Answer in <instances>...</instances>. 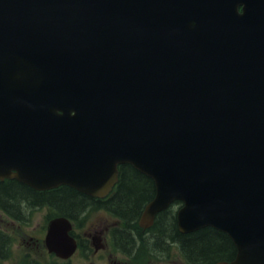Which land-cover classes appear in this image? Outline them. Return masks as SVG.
<instances>
[{
	"label": "water",
	"instance_id": "1",
	"mask_svg": "<svg viewBox=\"0 0 264 264\" xmlns=\"http://www.w3.org/2000/svg\"><path fill=\"white\" fill-rule=\"evenodd\" d=\"M0 66L23 74L0 82L1 177L104 197L130 164L156 186L142 226L180 201L182 233L232 239L217 264H264V0H0Z\"/></svg>",
	"mask_w": 264,
	"mask_h": 264
},
{
	"label": "flooded vegetation",
	"instance_id": "2",
	"mask_svg": "<svg viewBox=\"0 0 264 264\" xmlns=\"http://www.w3.org/2000/svg\"><path fill=\"white\" fill-rule=\"evenodd\" d=\"M21 76H23L22 73L8 75V82L12 89L17 90L21 86L23 83V80L19 78ZM11 77L13 82H11ZM35 77L34 82L38 79V75ZM139 178L141 182L152 187L153 197L147 200V203L154 198L156 186L151 178L146 176ZM139 178L130 177L126 183L124 181L123 185L117 184L105 198H95L81 193L84 216L72 219L74 226L71 233L77 242L76 252L70 259L65 261L58 259V261L73 264V259L81 254L83 264L192 263L184 254V244L179 237L172 238L171 235L162 234L160 225L156 222L159 216L156 217L152 226L147 228L140 226L141 215L146 203L139 211L126 214V217L130 216L127 220L119 216L118 194L120 189L122 190V186L130 183L135 184ZM67 189L69 188L37 190L16 178L0 179V263L9 264L15 260L20 264H41L38 260L40 256L38 252L45 250L49 253L45 243L48 222L55 210L60 212L59 208L62 209L58 201L68 198ZM110 199L114 200V205L102 207L103 203ZM168 211H171L176 220V209ZM42 212L45 213L44 222L39 225L38 215ZM87 212H99L106 217L102 215L90 224H86L88 219L86 220L85 214ZM110 218L113 219L112 223ZM157 228L159 230H156ZM176 229L181 233L177 222ZM145 259L148 260L144 261ZM193 261L197 260L193 258ZM220 261L222 260L217 262Z\"/></svg>",
	"mask_w": 264,
	"mask_h": 264
},
{
	"label": "trees",
	"instance_id": "3",
	"mask_svg": "<svg viewBox=\"0 0 264 264\" xmlns=\"http://www.w3.org/2000/svg\"><path fill=\"white\" fill-rule=\"evenodd\" d=\"M130 177L135 179L145 177V175L129 165L122 166L120 185H123L124 181L126 183ZM67 191L68 198L58 202H60V207H62L65 214L74 217L82 211L81 203L83 200L80 199L82 194L71 188ZM152 197V187L141 182L140 178L137 179L135 184L130 183L122 186V190L120 189L118 194L119 216L127 220L130 216L126 217V214L129 215L136 210L139 211L142 208L141 206ZM56 204L58 203L56 202ZM112 205H114L113 199L104 202L102 207ZM156 222L160 225L159 228L163 235H171L172 238L176 236L181 239L184 244V254H186L187 260L192 262L191 264H215L218 260L230 261L236 256L237 250L232 240L226 234L213 228H204L189 234L179 233L176 229V220L171 211L168 210L161 213ZM159 228L156 230H159ZM193 258L197 261H193Z\"/></svg>",
	"mask_w": 264,
	"mask_h": 264
},
{
	"label": "rangeland",
	"instance_id": "4",
	"mask_svg": "<svg viewBox=\"0 0 264 264\" xmlns=\"http://www.w3.org/2000/svg\"><path fill=\"white\" fill-rule=\"evenodd\" d=\"M89 215V216H88ZM88 217H87V222H86V224H90L91 222H93V221H95V220H97L98 218H100V216H102L103 214H99V212H89L88 213ZM44 216H45V213H39V215H38V220H37V223L39 224V225H42L43 224V222H44ZM104 217H106L105 215H103ZM114 221H115V219H114ZM110 222L112 223L113 222V219L112 218H110ZM41 252H43V251H39L38 252V254L40 255L39 256V262L41 263V264H65V263H63L62 261H58V259L55 257V256H53V255H50L49 253H47L45 250H44V252L41 254ZM81 260H82V262H81ZM148 259H145L144 261H147ZM83 257H82V255L80 254V255H78V256H76L74 259H73V264H77V263H82L83 264ZM0 264H5V263H0ZM9 264H20V262H16L15 260L14 261H12L11 263H9ZM147 264V263H146Z\"/></svg>",
	"mask_w": 264,
	"mask_h": 264
}]
</instances>
